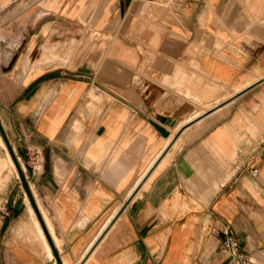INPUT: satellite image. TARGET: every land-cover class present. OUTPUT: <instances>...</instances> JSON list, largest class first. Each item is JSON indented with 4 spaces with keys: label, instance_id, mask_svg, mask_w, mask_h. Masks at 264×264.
Segmentation results:
<instances>
[{
    "label": "crops",
    "instance_id": "1",
    "mask_svg": "<svg viewBox=\"0 0 264 264\" xmlns=\"http://www.w3.org/2000/svg\"><path fill=\"white\" fill-rule=\"evenodd\" d=\"M0 130V264H264V0H0Z\"/></svg>",
    "mask_w": 264,
    "mask_h": 264
},
{
    "label": "rangeland",
    "instance_id": "2",
    "mask_svg": "<svg viewBox=\"0 0 264 264\" xmlns=\"http://www.w3.org/2000/svg\"><path fill=\"white\" fill-rule=\"evenodd\" d=\"M1 138V136H0ZM2 148V146L0 145ZM12 153V152H11ZM18 153L13 151V157L15 162L18 165L19 171L22 175H26L27 173V166L24 163V159L20 156V160L16 159L18 157ZM27 158V156H25ZM5 161V168H3L2 172H0V207L2 205H6V203L2 204L3 199H6V197L9 194L14 193H22L24 188L22 186V181H26V178L21 179V175L17 172V169L12 159H10L8 153H4V150L2 148V152H0V163L2 161ZM9 161V162H8ZM24 166V167H23Z\"/></svg>",
    "mask_w": 264,
    "mask_h": 264
},
{
    "label": "built area",
    "instance_id": "3",
    "mask_svg": "<svg viewBox=\"0 0 264 264\" xmlns=\"http://www.w3.org/2000/svg\"><path fill=\"white\" fill-rule=\"evenodd\" d=\"M251 173H256V169L254 167L251 168ZM218 232L220 234L221 251L228 256L231 264H250L248 257L241 251L239 240L233 234L229 225L223 224Z\"/></svg>",
    "mask_w": 264,
    "mask_h": 264
},
{
    "label": "water",
    "instance_id": "4",
    "mask_svg": "<svg viewBox=\"0 0 264 264\" xmlns=\"http://www.w3.org/2000/svg\"><path fill=\"white\" fill-rule=\"evenodd\" d=\"M0 136H1L3 142H4L5 146H6V149H7L8 153H9V155H10V157H11V159H12V161H13L15 167H16V169H17V172L19 173V175H21V173H20V171H19V168H18V165H17V163H16L15 160H14V157H13V155H12V153H11V150H10V148H9V146H8V144H7V141H6V139L4 138V136H3L2 132H1V130H0ZM24 187H25V191H26L27 196L30 197L26 185H24ZM32 205H33V204H32ZM33 209H34V212H35V215H36L37 221L39 222V224H40V226H41V228H42V231H43V233H44V235H45V237H46V239H47L46 233H45V231H44V227H43L42 220H41L39 214L37 213V211L35 210L34 205H33Z\"/></svg>",
    "mask_w": 264,
    "mask_h": 264
},
{
    "label": "bare ground",
    "instance_id": "5",
    "mask_svg": "<svg viewBox=\"0 0 264 264\" xmlns=\"http://www.w3.org/2000/svg\"><path fill=\"white\" fill-rule=\"evenodd\" d=\"M3 142V141H2ZM4 144V143H3ZM5 146V145H4ZM7 150V149H6ZM7 153H8V151H7ZM8 155H9V153H8ZM9 157H10V155H9ZM10 159H11V157H10ZM12 161V160H11ZM9 162V161H8ZM13 163V162H12ZM14 165V164H13ZM3 168H5V161L3 160L1 163H0V172H2V170H3Z\"/></svg>",
    "mask_w": 264,
    "mask_h": 264
}]
</instances>
